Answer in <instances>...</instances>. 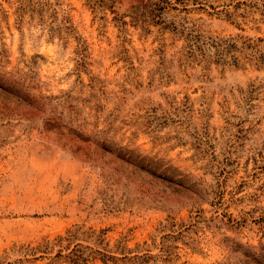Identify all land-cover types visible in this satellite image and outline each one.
<instances>
[{
    "label": "rangeland",
    "instance_id": "obj_1",
    "mask_svg": "<svg viewBox=\"0 0 264 264\" xmlns=\"http://www.w3.org/2000/svg\"><path fill=\"white\" fill-rule=\"evenodd\" d=\"M0 264H264V0H0Z\"/></svg>",
    "mask_w": 264,
    "mask_h": 264
},
{
    "label": "trees",
    "instance_id": "obj_2",
    "mask_svg": "<svg viewBox=\"0 0 264 264\" xmlns=\"http://www.w3.org/2000/svg\"><path fill=\"white\" fill-rule=\"evenodd\" d=\"M68 236L72 237V236H73V234H72V233H69V235H68Z\"/></svg>",
    "mask_w": 264,
    "mask_h": 264
}]
</instances>
